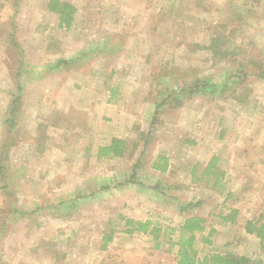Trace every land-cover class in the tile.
Here are the masks:
<instances>
[{
	"label": "rangeland",
	"instance_id": "obj_1",
	"mask_svg": "<svg viewBox=\"0 0 264 264\" xmlns=\"http://www.w3.org/2000/svg\"><path fill=\"white\" fill-rule=\"evenodd\" d=\"M47 1L0 0V264H176L167 244L123 233L121 215L165 240L196 214L200 256L264 260L243 227L264 214V0H62L76 8L69 29ZM206 75L230 89L156 111L165 88ZM113 137L124 156L98 157ZM187 201L197 206L179 213Z\"/></svg>",
	"mask_w": 264,
	"mask_h": 264
},
{
	"label": "trees",
	"instance_id": "obj_2",
	"mask_svg": "<svg viewBox=\"0 0 264 264\" xmlns=\"http://www.w3.org/2000/svg\"><path fill=\"white\" fill-rule=\"evenodd\" d=\"M46 8L50 12L58 15L59 26L65 29H69L71 27L74 20V14L76 12V8L72 3L62 0H48ZM215 40H211L212 45L215 44ZM213 50L212 46V52L216 55L217 51ZM70 62V60L59 59L56 61V64H68ZM242 75L243 73L239 69L235 74H229L228 77L232 80L233 78H241ZM228 77L226 76L221 81H215L212 76L207 75L195 77L190 81L180 80L176 82V87L173 86L165 88V91L161 92V95H159L158 99L155 101L156 111L165 106L166 102H173L174 106H179L182 103V98L184 99L185 97H190L194 94L212 95L214 93H221L224 95L227 90L230 89V85H228ZM18 89H20L19 85L17 86V90ZM166 91L168 93L164 94ZM230 94H234V91H231ZM234 96L237 97L238 95ZM17 101L18 98L15 97L9 106V109L6 111L7 115L4 116V124L9 127V129L14 128L15 126L14 112L16 110ZM127 148L128 146L126 145V141L124 139L113 137L109 143L97 148L96 155L101 158L122 157L124 156ZM151 165L153 169L159 171L160 173L166 172L169 166L167 158L161 155L157 156V159L153 161ZM0 171L1 176H3L2 165H0ZM131 182L136 181L131 180ZM159 183L160 182L157 181L152 185H147L148 189L158 190ZM82 196L88 197V194ZM176 206L179 213L183 214L187 210L189 211L196 207L197 202H178ZM14 211L21 212V209L15 207ZM236 213V209H232L231 212L228 215H224L222 219L226 221H234ZM120 219L122 221L123 233H147L151 236L155 248H161L163 243L167 244V250L172 252L176 264H264V260L262 258H253L246 254L231 252H207L200 256L196 240L197 233H200L205 229V219L196 214L184 217L175 227L169 228L171 229L170 231L175 234V239L168 237V239L165 240L161 239L165 232L164 229L150 219L137 220L123 215L120 216ZM243 227L247 233L253 234L258 239L259 246L264 251V214H261L257 218L246 220ZM114 232L115 229L113 227L109 228L107 231H103L99 246L101 249H106L108 243L113 240ZM211 235L212 231L209 230L206 236L201 237L203 243L210 244Z\"/></svg>",
	"mask_w": 264,
	"mask_h": 264
}]
</instances>
